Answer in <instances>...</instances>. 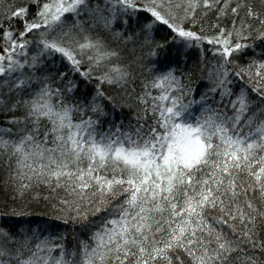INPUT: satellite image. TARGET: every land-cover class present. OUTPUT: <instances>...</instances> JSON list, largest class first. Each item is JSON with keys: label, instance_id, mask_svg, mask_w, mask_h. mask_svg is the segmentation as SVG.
Wrapping results in <instances>:
<instances>
[{"label": "snow or ice", "instance_id": "snow-or-ice-1", "mask_svg": "<svg viewBox=\"0 0 264 264\" xmlns=\"http://www.w3.org/2000/svg\"><path fill=\"white\" fill-rule=\"evenodd\" d=\"M0 194V264H264V0H0Z\"/></svg>", "mask_w": 264, "mask_h": 264}, {"label": "trees", "instance_id": "trees-1", "mask_svg": "<svg viewBox=\"0 0 264 264\" xmlns=\"http://www.w3.org/2000/svg\"><path fill=\"white\" fill-rule=\"evenodd\" d=\"M2 200H3V196H2V194H0V201H2ZM40 211H42V210L39 208L34 209V212H40ZM69 227H71V224H69Z\"/></svg>", "mask_w": 264, "mask_h": 264}]
</instances>
